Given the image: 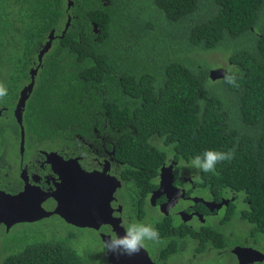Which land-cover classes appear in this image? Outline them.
I'll use <instances>...</instances> for the list:
<instances>
[{
  "label": "trees",
  "instance_id": "1",
  "mask_svg": "<svg viewBox=\"0 0 264 264\" xmlns=\"http://www.w3.org/2000/svg\"><path fill=\"white\" fill-rule=\"evenodd\" d=\"M70 1L68 9L67 0H0V84L7 89L0 98V161L6 137H17L18 145L13 110L53 31L23 109L28 154L70 146L74 134L106 120L108 131L122 130L117 154L124 180L143 187L167 159L191 163L205 150H231L233 158L215 172L200 171V183L212 197L235 198L237 208L244 200L238 219L250 224L249 238L258 245L264 239V0ZM220 66L224 78L212 81L209 72ZM26 227L14 242L33 246L18 259L44 262L42 247L53 253L56 247ZM212 235L211 251L243 244H231L216 228Z\"/></svg>",
  "mask_w": 264,
  "mask_h": 264
},
{
  "label": "flooded vegetation",
  "instance_id": "2",
  "mask_svg": "<svg viewBox=\"0 0 264 264\" xmlns=\"http://www.w3.org/2000/svg\"><path fill=\"white\" fill-rule=\"evenodd\" d=\"M46 42L37 54V65L30 69V74L36 70L34 83L42 58L51 48L50 44L49 50L43 54L39 61V54ZM14 112L15 109L13 116ZM2 113L3 109H0V118H5ZM107 127V121L101 120L100 124L95 126L91 132L84 135L74 134L70 139L73 142L70 146L36 147L29 154L24 147L23 154L18 153V164L15 170L6 163L9 144V137H6V145L2 148L6 152V156L1 159V169L5 175L6 183H2L5 188L0 191L17 195L27 187L35 192V200L40 206L53 202L55 199L61 202L59 204L63 203L64 205L66 203L64 192L67 191L63 186L65 178L70 174L75 176L84 174L93 175V188L89 187L88 190H94L96 195L94 197L89 195L84 199L80 193L81 187L74 188L78 191L75 194L77 197L75 200L82 204L84 199L86 205L95 211V216L89 219V226L86 227L70 225L57 215L9 227L0 224V235L4 238L10 237L7 238L9 241L2 246L6 250L0 253L1 264L6 257L8 258L6 259L7 264H36L38 262L18 259V256L22 255L29 246H33L31 241L29 243H20L18 240L15 241L16 243L14 242V238L20 236L17 230L24 226L29 227L39 237L43 236L44 240H48L51 248L56 247L55 254L48 250V247H42L41 258L46 263L38 262L39 264H93L94 257L89 259L81 256L68 243V240L79 241L84 233L88 234V238L100 247L105 264H111L108 261L107 251L102 240V237L111 238L114 234L111 227L107 225L108 220L115 223H118L119 220V226L124 231L132 220L154 226L159 231V242H148L158 244L157 247L160 248L152 254L146 243L143 248L153 264H207L203 259L205 254L217 255L222 259L230 255L235 258V264H238L236 257L232 255L233 248L255 249L252 246L258 247L249 238L251 227H248L243 232L242 245L229 248L227 244L224 248H228V250L222 251L207 249L206 247L210 248L213 238L214 219H219V215L223 211L224 216L220 217L218 223L226 220L228 216V223L234 217L241 219L239 207L244 209V206L240 204V201L243 200L237 201V208L234 205L235 198L231 196L212 197V194L205 191L200 183V170L195 168L192 162L182 161L179 163L175 159H167L160 166L157 176H152L149 181H144L146 186L131 187L123 178L125 164L117 154L123 141L122 130L113 132L112 130L108 131ZM11 138L13 141L17 139V137ZM19 139L20 137H18V145ZM46 154H54L59 159H55L56 162L52 163V159L47 158ZM57 164L59 165L57 166ZM11 171L14 172L12 178ZM1 182L0 179V186ZM51 220H59L63 223V232L61 231V233L64 236H58L57 230L51 231L42 227L44 223ZM222 233L224 236H229L228 238L233 237L232 233L230 235ZM64 237L65 239H62ZM256 243L264 242L262 240ZM204 248L207 250H203ZM44 249L46 250L43 251ZM68 253L77 257L71 258Z\"/></svg>",
  "mask_w": 264,
  "mask_h": 264
},
{
  "label": "water",
  "instance_id": "3",
  "mask_svg": "<svg viewBox=\"0 0 264 264\" xmlns=\"http://www.w3.org/2000/svg\"><path fill=\"white\" fill-rule=\"evenodd\" d=\"M73 3L67 0V8L70 9ZM70 23V18L67 20L65 30L68 28ZM64 30V32H65ZM64 32L62 36L64 35ZM54 39V32L52 31L48 36V41L41 50L39 54V61L44 53H46L52 40ZM36 70L31 72V81L25 86L19 94V99L17 101L14 118L16 123L20 126V139H19V153L20 155L24 152L25 145V132L22 127V115L25 103L32 92L34 86V76ZM226 70L224 68H216L209 72V78L212 81L221 80L224 78ZM47 158L52 159V163H55V159H59L54 154L47 155ZM59 164H57L58 166ZM92 179L93 175H77L70 174L65 178L63 186L67 190L64 192V197L66 203L63 205L59 200L55 199L53 202H49L45 205H38L37 200H35V192L30 188H25L23 192L17 195H11L4 191H0V224L7 227L14 224L33 222L42 219L46 216L57 215L62 218L66 223L76 226V227H86L89 226V219L95 216V211L90 208L85 203V197L91 195L94 197L96 192L94 190H88L89 187L93 188ZM94 181V180H93ZM80 186L81 194L84 197L83 203L80 204L75 198L76 191L74 188ZM73 189V190H72ZM63 199V198H62ZM106 206V205H105ZM118 223L108 220V226L111 227L112 232L116 235L123 236L125 231ZM110 239V237H102L103 242ZM107 251V250H106ZM232 255L237 259L238 264H254L264 262V254L251 248L235 247L232 249ZM107 258L111 264H153L147 252L142 249L137 255L128 256H117L107 251Z\"/></svg>",
  "mask_w": 264,
  "mask_h": 264
},
{
  "label": "rangeland",
  "instance_id": "4",
  "mask_svg": "<svg viewBox=\"0 0 264 264\" xmlns=\"http://www.w3.org/2000/svg\"><path fill=\"white\" fill-rule=\"evenodd\" d=\"M219 68H223V66H220ZM27 151V150H26ZM7 152H8V156L6 157V163L8 166H10L11 168H13V170L17 169V164H18V153H19V145L17 146L13 140H11V142H9L8 146H7ZM28 152V151H27ZM1 165H2V161H0V169H1ZM13 171L10 172L11 178L13 175ZM5 175H3V171L1 169L0 171V179L2 180L1 182V186H0V190H4L5 187H3L2 183H6L5 182ZM15 178V177H14ZM3 187V188H1ZM243 201H240V204L242 206H245V203H243ZM235 205V203H234ZM236 206V205H235ZM224 216V211L220 213L219 215V219L220 217ZM219 219H214V227L217 230H220L221 232H225L226 235L230 233H232L233 237L232 238H228L227 236L226 239H228L230 241L231 244H236V243H241V240L243 239V232L247 230L248 227H251L250 224H248L247 222H241V220L238 219V217H234L231 222H226L225 220H223L222 222H217ZM136 221L132 220L131 223H134ZM63 223H61L59 220H51L49 222H46L42 225V227L45 229H49L51 231H55L57 230V232L59 233L58 236H64L63 233H61V231L63 232ZM127 228V227H126ZM2 238V239H1ZM10 238V237H7ZM4 238L2 235H0V253L4 252L6 250V248L2 247L3 245H5L7 243V241H9V239ZM61 238V237H60ZM62 239H65L62 238ZM68 240V239H66ZM264 242V239H263ZM68 243L71 245V247L81 256L92 259L94 257V261L93 264H105L104 259H103V255H102V251L100 249V247L98 245H96V243L92 240H90L88 238V234H82L81 238L79 241H69ZM148 249L150 250V253H156L159 248L157 247L158 244L155 243H151V242H146ZM258 247L252 246L255 248V250L261 252L264 254V243H257ZM240 246V245H237ZM223 257V256H222ZM204 261L207 264H235V258L228 255V257H223V259L217 255L213 256V254H205L203 257ZM1 264V261H0ZM257 264H264V262L262 263H257Z\"/></svg>",
  "mask_w": 264,
  "mask_h": 264
},
{
  "label": "clouds",
  "instance_id": "5",
  "mask_svg": "<svg viewBox=\"0 0 264 264\" xmlns=\"http://www.w3.org/2000/svg\"><path fill=\"white\" fill-rule=\"evenodd\" d=\"M225 80L228 84L238 87L235 76H226ZM7 94V89L0 84V98ZM233 151L220 152L215 150H205L202 155L195 156L192 165L202 172H215L218 163L231 160ZM227 222V219L225 220ZM159 231L152 225L139 222L131 223L127 226L125 234L113 236L104 241L105 249L117 256H134L137 255L145 246L147 241L159 242ZM214 238H212V241Z\"/></svg>",
  "mask_w": 264,
  "mask_h": 264
}]
</instances>
